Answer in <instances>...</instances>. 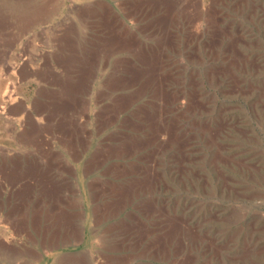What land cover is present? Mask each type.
Returning a JSON list of instances; mask_svg holds the SVG:
<instances>
[{
    "label": "rangeland",
    "instance_id": "1",
    "mask_svg": "<svg viewBox=\"0 0 264 264\" xmlns=\"http://www.w3.org/2000/svg\"><path fill=\"white\" fill-rule=\"evenodd\" d=\"M162 1L159 5L161 11L159 7L155 11L153 8L159 4L156 0H0V94L13 92L33 113L38 98L49 90L45 91L48 84H44L45 88L40 86L36 73L28 72L30 69L35 72L44 70L52 84L58 81V70L65 68L70 73L83 65L92 70L89 101L85 105L89 113V117H85V125L90 128V138L93 142H102L106 134H109L107 138L131 137L139 156L135 163L139 176L132 183L131 206L112 216L99 215V223L93 222L97 227L94 235L90 229H83L82 234L101 239L123 236L137 239V258L125 264H175L174 257L165 254V234L170 215L185 217L206 238L217 244L222 242V253L212 258L211 264H264V0ZM202 3L206 5L207 14L195 12ZM171 4H174V9L167 14V5L170 7ZM171 14L173 20L168 25ZM168 26L170 38L160 39L164 35L161 29L166 30ZM222 35L224 42L229 43V50L234 52L231 57L236 63L233 65L227 64L223 55L221 58L213 57L204 51L203 41ZM140 41L146 43L145 49L138 48L137 42ZM113 42L119 45L106 56L103 46ZM163 52L170 55L168 60L174 70L165 67L166 54ZM20 57H24L25 61H21ZM20 61L24 63L21 64L23 67L12 68ZM34 63H38L39 67ZM218 66L227 70L228 80L212 79L211 71ZM119 67H122L119 76L128 74V78L125 82L122 77L124 83L119 79L123 85L117 87L120 88L117 92L122 101L118 97L111 101L105 77L111 72L114 74ZM162 73L165 77L168 75L165 80ZM67 77L70 75L66 73ZM72 79L73 76L63 82L56 97L62 96L63 100L65 96L70 98L67 88ZM159 83L162 85L158 86ZM142 85L147 89L136 96L135 92ZM52 89L55 91V86ZM167 89L175 103L173 113L183 114L184 124L194 126L188 133L193 137L187 152L192 158L188 163L189 172H192L188 173L190 176L184 185L168 175L171 162L181 159L168 155L164 143H160L166 138L165 120L159 121V105L155 106L158 96L167 98ZM128 97L133 100L130 105L125 103ZM189 97L191 103L197 100L201 103L198 111L190 110L188 104L185 106ZM46 99H55V95ZM16 104H7L4 114L0 112V143L19 140L16 131L23 128V122L17 119L19 114L13 108ZM119 104L122 108L116 112L114 122L103 123V127V114ZM203 123L220 125L217 142L225 146L223 149L221 145L223 155L232 159L230 157V160L214 166L212 142L206 144L202 135L194 129ZM220 175L226 177L225 185ZM91 217H87L89 222ZM111 221L130 224L133 230L103 229ZM19 241L15 233H11L9 228L5 230L0 222V264H54L26 260ZM257 247L263 250L252 253V258L241 256L245 250ZM102 248L99 246V249ZM239 254L242 259L235 260L234 256L239 257ZM201 258L196 259L198 264H205Z\"/></svg>",
    "mask_w": 264,
    "mask_h": 264
},
{
    "label": "crops",
    "instance_id": "2",
    "mask_svg": "<svg viewBox=\"0 0 264 264\" xmlns=\"http://www.w3.org/2000/svg\"><path fill=\"white\" fill-rule=\"evenodd\" d=\"M121 68L119 67L118 71L114 69L116 76L111 72L106 77L111 101L114 98L117 99V87L123 85L119 79L121 81L126 79L125 82H127L128 74L119 76ZM73 71L69 73V70L65 68L58 70V81L48 84L45 91H49L42 93L38 99H46L61 92L63 82L75 76L72 79L74 82L80 81L83 85L85 84L83 102L78 99L73 100L71 96L68 99L63 97L65 100H62L61 96L58 101L65 104L61 108L55 105L53 113L44 111L38 114L33 110L34 117H42L40 124L42 133L45 132L41 133L36 143L20 141L18 133L22 132L23 128L16 131L19 140L0 143V180L2 179L0 222L3 223L5 230L9 228L10 232H14L20 240L26 260L50 261L54 264H115L118 261L124 264L131 263L134 258H137V239L131 236L105 239L95 237L93 232L97 227L93 225V222L99 223L97 220L99 215L111 214L112 216L125 207L131 206L130 190L132 182L139 176L135 167L139 156L130 137L129 139L126 136L107 138L109 134H106L102 142L91 140L90 128L87 124L85 126V117L88 118L89 113L84 106L89 101L92 70L83 65L79 70ZM66 73L70 77L65 78ZM53 86L55 91L52 89ZM57 97L55 96V100ZM81 103H83L82 106ZM81 107L82 110H80ZM108 112L101 117L105 120V125L110 124L116 116V112L112 109ZM17 119L25 121V113L20 112ZM105 125L102 124V126ZM27 180L31 182L28 186L25 185ZM88 215H92V224L88 220L90 218H87ZM88 223L90 224L87 225ZM106 225L103 229L107 231L123 232L132 228L130 224L114 221ZM83 229L92 230L93 235L87 236L85 233L83 236ZM99 246L104 248L99 249Z\"/></svg>",
    "mask_w": 264,
    "mask_h": 264
},
{
    "label": "bare ground",
    "instance_id": "3",
    "mask_svg": "<svg viewBox=\"0 0 264 264\" xmlns=\"http://www.w3.org/2000/svg\"><path fill=\"white\" fill-rule=\"evenodd\" d=\"M136 1V0H135ZM138 1V0H137ZM143 1V0H142ZM152 1V0H151ZM156 1H158V3L159 4H157V7H155V8H153L155 11H157V9H158V7H159V11H161V6H159L160 4H162V0H156ZM162 1V2H161ZM198 1H200V0H198ZM197 1V2H198ZM128 2H130V1H128ZM171 2V1H170ZM201 2V1H200ZM200 2H198V4L200 3ZM136 3V2H135ZM140 3V2H139ZM148 3V2H147ZM141 4V3H140ZM25 5V4H24ZM101 5V4H100ZM103 5V4H102ZM136 5V4H135ZM139 5V4H138ZM148 5V4H147ZM152 5V4H151ZM150 5V6H151ZM155 5V4H154ZM166 5V4H165ZM143 6V5H142ZM138 7V6H137ZM141 7V6H140ZM151 8V7H150ZM170 8V9H169ZM90 9H92V8H90ZM174 9V4H171L170 5V7H169V5H167V14H169L172 10ZM85 11H86V9H85ZM95 11V10H94ZM109 11V10H108ZM132 11V10H131ZM165 11V10H164ZM196 11H198V13L199 14H204V13H206L207 14V8H206V5L205 4H201V5H199V7H198V10H195V12ZM142 12V11H141ZM154 12V11H153ZM80 13V12H79ZM107 13V12H106ZM197 13V12H196ZM211 13V12H210ZM212 14V13H211ZM146 15H148V14H146ZM169 16V15H168ZM200 16V15H199ZM25 17V16H24ZM85 17V16H84ZM116 17V16H115ZM210 19H212V17H210ZM172 20H173V15L171 14V16H170V18H169V22H168V25H171V22H172ZM160 25V24H159ZM156 26V25H155ZM144 28V27H143ZM167 28V27H166ZM170 28H169V26H168V28L165 30L164 28H163V30L161 29V33L162 34H164V35H162V38H160V39H165L166 38V40L168 39V38H170L169 36H170V34H171V31L169 30ZM154 30V29H153ZM159 34V33H158ZM197 35H198V33H196ZM130 35V34H129ZM134 36V35H133ZM159 36V35H158ZM168 36V37H167ZM178 37V36H177ZM176 37V38H177ZM62 38V37H61ZM118 38V37H117ZM196 38H197V36H196ZM65 39H66V37H65ZM135 39V38H134ZM137 39V38H136ZM64 40V39H63ZM58 41H60L59 39H58ZM103 41V40H102ZM118 41H120V40H118ZM157 41V40H156ZM161 42V41H160ZM160 42H157V43H160ZM100 43H102V42H100ZM138 43V48H140V50L141 49H145L146 48V43H144L143 41L141 42H137ZM118 42H113V43H108V44H104V46H103V51H104V53H105V55L106 56H109L111 53H113V51H115V49L118 47ZM168 45V44H167ZM201 45V44H200ZM203 45H204V51L207 53V54H209L210 56H213V57H218V58H221V56L223 55L224 57H223V59L225 60V62L227 63V64H229V65H233V64H235L236 63V60H235V58H232L231 57V55H233L232 54V49H230L229 50V43L228 42H224V37H223V35L222 36H220V37H213V38H207V40L206 41H203ZM153 47V46H152ZM233 47V46H232ZM94 48V47H93ZM102 48V47H101ZM82 49V48H81ZM148 49V48H147ZM94 50V49H93ZM149 50V49H148ZM151 51H152V48L150 49ZM162 50H164V49H162ZM201 50H203V49H201ZM42 53H43V55L45 54V52L44 51H41ZM90 52H91V50H90ZM141 53V52H140ZM164 53V52H163ZM169 53V52H168ZM234 53V52H233ZM23 54V53H22ZM72 54V53H71ZM139 54V53H138ZM153 54V53H152ZM164 54H166V53H164ZM24 55V54H23ZM145 55V54H144ZM157 55V54H156ZM163 55V54H162ZM71 56V55H70ZM146 56V55H145ZM144 56V57H145ZM147 56H148V54H147ZM170 55L169 54H166V59H165V67H170L171 68V70H174V68L172 67V65H171V63H170V61L168 60V57H169ZM26 57V56H25ZM30 57H31V55H30ZM244 57H246V56H244ZM29 58V57H28ZM32 58H34V57H32ZM104 58H105V56H104ZM136 58H138V57H136ZM146 58V57H145ZM144 58V59H145ZM149 58V57H148ZM157 58V57H156ZM20 59H21V61L22 60H24L25 61V58L24 57H20ZM31 59V58H30ZM76 59V58H75ZM84 59V58H83ZM161 59V58H160ZM247 59V58H246ZM17 60V59H16ZM28 60V59H27ZM106 60V59H105ZM140 60V59H139ZM159 60V59H158ZM19 62V63H16V64H14L13 65V67L12 68H18V67H20V66H22L23 67V65H21V64H24V63H22V62ZM30 61V60H29ZM95 61V60H94ZM141 61V60H140ZM156 61H157V59H156ZM161 61H163L162 59H161ZM160 61V62H161ZM238 61V60H237ZM248 61H249V59H248ZM96 62V61H95ZM30 63V62H29ZM28 63V64H29ZM38 63H40V62H38ZM37 63V64H38ZM225 63V64H226ZM13 64V63H12ZM33 64V63H32ZM35 64V63H34ZM37 64H35V65H37ZM136 64V63H135ZM155 64H157V63H155ZM154 64V65H155ZM25 65H26V63H25ZM24 65V66H25ZM30 65V64H29ZM34 65V66H35ZM46 65V64H45ZM119 65V64H118ZM153 65V66H154ZM161 65V64H160ZM38 66V65H37ZM140 66V65H139ZM155 66H157V65H155ZM225 66V65H224ZM29 67V66H28ZM39 67V66H38ZM47 67V66H46ZM50 67H51V64H50ZM80 67V66H79ZM78 67V68H79ZM141 67V66H140ZM159 67H161V66H159ZM158 67V69H160ZM37 68V67H36ZM52 68V67H51ZM228 68H230L229 66H228ZM15 69V70H16ZM69 69V68H68ZM137 69V68H136ZM139 69V68H138ZM142 69V68H141ZM147 69V68H146ZM52 70V69H51ZM144 70V69H143ZM32 72L33 74L34 73H36V78H39V83H40V86H42V87H44L45 88V86L47 85V84H52V81L50 80V78L42 71V69H39L38 71H34V70H29L28 72ZM146 71H148V70H146ZM209 71V70H208ZM229 71V70H228ZM43 72V73H42ZM92 72V71H91ZM124 72V71H123ZM141 72V71H140ZM151 72V71H150ZM53 73V72H52ZM55 73H57L56 71H55ZM54 73V74H55ZM126 73V72H125ZM147 73V72H146ZM156 73V72H155ZM161 73V72H160ZM160 73H158L159 74V77H161L160 76ZM211 75H212V79L214 80V81H221L222 79L225 81L227 78H228V72H227V70L225 69V68H223V67H217V68H214L212 71H211ZM58 74V73H57ZM68 74V73H67ZM120 74V73H119ZM138 73H136V75H137ZM163 74V77H164V80H165V78H167L168 77V75L165 77L164 76V73H162ZM170 74V73H169ZM179 74V73H178ZM230 74V73H229ZM234 74V73H233ZM28 75V74H27ZM83 75H84V73H83ZM133 75H135V74H133ZM171 75V74H170ZM67 76H69V75H67ZM88 76V75H87ZM122 76V75H121ZM137 76H139V75H137ZM154 76V75H153ZM74 77V76H73ZM107 77V76H106ZM105 77V78H106ZM157 77V76H156ZM177 77V76H176ZM82 78V77H81ZM146 78V77H145ZM148 78V77H147ZM151 78H153L152 77V75H151ZM158 78V77H157ZM173 78H175V76L174 77H172V79ZM178 78V77H177ZM130 79V78H129ZM136 79V78H135ZM138 80V79H137ZM144 80V79H143ZM228 80V79H227ZM145 82V84L148 86V82H146V80H144ZM159 81H161V79L159 80ZM143 82V81H142ZM158 82V81H157ZM179 82V81H178ZM229 82V81H228ZM231 82V81H230ZM67 83V82H66ZM121 83V82H120ZM123 83H124V81H123ZM131 83V82H130ZM141 83V82H140ZM44 84H46V85H44ZM71 85H68V86H70V87H68L67 88V91L70 93L68 96H76V98H74L73 100H76V99H78V100H80V101H82L83 102V94L85 93V84L83 85L80 81H78V82H74V80L72 81V83H70ZM110 84V83H109ZM132 84V83H131ZM150 84V83H149ZM236 85H237V83H235ZM63 85V84H62ZM127 85V84H126ZM134 85V84H133ZM160 85V83L158 84V86ZM162 85V84H161ZM160 85V86H161ZM110 86V85H109ZM143 86V85H142ZM142 86H140L139 88H138V90L135 92L136 93V96H139V95H141V93L142 92H144V90H146L147 88H146V86H145V88H144V86H143V88H141ZM235 86V85H234ZM63 87V86H62ZM157 87V86H156ZM169 87V86H168ZM107 88H108V86H107ZM237 88V87H236ZM262 88V87H261ZM11 89V88H10ZM66 89V88H65ZM136 89V88H135ZM155 89V88H154ZM163 89H162V87H161V90L160 91H162ZM174 90V89H173ZM227 90H230V89H227ZM64 91V90H63ZM155 91H157V90H155ZM167 92H168V94H167V98H165V97H162L161 95V97H159L158 96V103H157V105L155 106V107H157L158 105V115H159V117H160V119L161 120H159V121H163L164 122V120H165V135H166V138H164L165 140L163 141H160V143H164V145H165V147H166V152H167V154L169 155L170 154V156L171 157H179L180 159H181V161H172L171 162V164H170V166H169V172H168V175H169V178H173V180H179L180 181V183L182 184V185H184V184H186L185 182L187 181V179H189V174L192 172V170H190V172H189V168H188V163L189 162H191V160H192V158H189L188 157V146H189V142H190V140L192 139V137L190 136V135H188V133H189V131L190 130H192L193 129V127L194 126H192V125H190V126H188V124L186 123V124H184V121H183V114H175V113H173V111H172V106H173V104H175V103H173L174 102V100H173V98H171L170 97V94H172V93H170L169 94V89H167L166 90ZM176 91V90H175ZM5 92V91H4ZM166 92V93H167ZM177 92V91H176ZM9 93V92H8ZM63 93V92H62ZM65 93V92H64ZM162 93V92H161ZM175 93V92H174ZM183 93V92H182ZM57 94V93H56ZM60 94V93H59ZM66 95H67V93H65ZM64 94V95H65ZM131 94H133V93H131ZM158 94H159V92H158ZM190 94V93H189ZM17 95V94H16ZM63 95V96H64ZM56 96V95H55ZM122 96V95H121ZM136 96H133V98L134 97H136ZM172 96V95H171ZM59 97H61V96H59ZM65 97H67V96H65ZM120 97V96H119ZM118 97V98H119ZM174 97V96H173ZM187 98V97H186ZM58 99V98H57ZM56 99V100H57ZM115 99V98H114ZM120 99V98H119ZM122 99V98H121ZM120 99V100H121ZM125 99V98H124ZM55 99H50V100H39V101H37L36 103H35V108H34V110L38 113V114H42V113H44V111H46V112H49V113H53L54 112V110H55V105H58V107L60 106V108L62 107V105H64L65 103H63L62 101H61V103H59V101L57 100L56 101ZM63 100V99H62ZM135 100V99H134ZM182 100V99H181ZM193 100H194V98H193ZM33 101H35V100H33ZM103 101V100H102ZM122 101V100H121ZM131 101H133L130 97H128L127 99H126V104H129V102H131ZM192 102V100H191V98L189 97V99L186 101V103H185V106L188 104V106H189V109L191 110H193V111H198L200 108H201V103L200 102H198V100H197V102H193V103H191ZM196 101V100H195ZM12 102H16L17 104H16V106H14L13 108L14 109H17L15 112H18L17 114H19L20 112L22 113V112H24L25 113V115H26V120L24 121H21V122H23V130H22V132H20V133H18V134H20L19 135V138H20V141H22V142H35V141H37V138L41 135V133H42V131H43V129H42V125L40 124V122H42V117L40 116V117H34L33 116V114H32V112H30L29 111V108H28V106L24 103V101H20L19 100V98H18V96H14L13 95V92H11V93H9V94H4V95H1L0 94V112L1 113H3V112H5V110H6V108H7V104H10V103H12ZM79 102V101H78ZM85 102H86V99H85ZM97 102V101H96ZM119 102V101H118ZM73 103V102H72ZM75 103V102H74ZM77 103V102H76ZM98 103V102H97ZM121 103V102H120ZM108 104V103H107ZM67 105V104H66ZM83 105V103H81V106ZM85 105V104H84ZM130 105V104H129ZM181 105V104H180ZM178 106V105H177ZM8 107H9V105H8ZM85 107V106H84ZM125 107V106H124ZM142 107V106H141ZM146 107V106H145ZM82 108V107H81ZM122 108V105H116L115 107H113L112 108V111L114 110L115 112H117L119 109H121ZM185 108V107H184ZM65 109H67V108H65ZM107 109V108H106ZM127 109V108H126ZM157 109V108H156ZM174 109V108H173ZM20 110V111H19ZM103 110V109H102ZM140 110H142V109H140ZM180 110V109H179ZM188 110V109H187ZM9 111V110H8ZM63 111H64V109H63ZM121 111V110H120ZM167 111L168 112H170V113H172V114H169L168 113V115H167ZM10 112V111H9ZM14 112V110H13V113H15ZM71 112V111H70ZM102 112V111H101ZM109 112H111V111H109ZM108 112V113H109ZM140 112V111H139ZM143 112V111H142ZM153 112V111H152ZM193 113V112H192ZM4 114V113H3ZM3 114H1V115H3ZM57 114V113H56ZM108 115V114H107ZM118 115V114H117ZM143 115H145V117H146V114H143ZM149 115V114H148ZM6 116V115H5ZM17 116V115H16ZM44 116V115H43ZM109 116V115H108ZM67 117V116H66ZM139 117V116H138ZM45 118V117H44ZM59 118V117H58ZM126 118V117H125ZM149 118V117H148ZM157 118V117H156ZM25 119V118H24ZM34 119V120H33ZM38 119V120H37ZM73 119V118H72ZM122 119V118H121ZM21 120V119H20ZM71 120V119H70ZM140 120H141V117H140ZM35 121L37 122V123H35ZM61 121V120H60ZM102 121V120H101ZM148 121V120H147ZM193 121V120H192ZM114 122V121H113ZM152 122H155V121H152ZM197 122V121H196ZM44 123V122H43ZM52 123H53V120H52ZM104 123V122H103ZM102 123V124H103ZM162 123V122H161ZM12 124V123H11ZM20 124V123H19ZM22 124V123H21ZM35 124V125H34ZM105 124V123H104ZM103 124V125H104ZM160 124V123H159ZM192 124V123H191ZM195 124V123H194ZM13 126H15V123L13 122V124H12ZM196 125V124H195ZM217 124H208V123H203V124H200L199 126H196V128H194V129H196V130H198V134L200 133V135H202V138H203V140L205 141V143L206 144H208V143H210L211 144V142H212V145H211V147L212 148H214L215 150H214V154H213V157H212V161H213V163H214V166L215 167H217L216 166V163H218V162H221V161H228V160H230V157L231 156H229V155H223L224 154V152H221V145L223 146V149L225 148V146H224V144L223 143H220V142H217V134H218V131H220L221 130V128H220V125L219 126H216ZM36 126V127H35ZM56 126V125H55ZM63 126V125H62ZM61 126V127H62ZM73 126V125H72ZM81 126V125H80ZM86 126V125H85ZM159 126V125H158ZM160 126H162V125H160ZM71 127V126H70ZM104 127V126H103ZM153 127V126H152ZM155 127H157V126H155ZM21 128V127H20ZM44 128V127H43ZM66 128V127H65ZM161 128V127H160ZM163 128V127H162ZM14 129H15V127H14ZM22 129V128H21ZM52 129V128H51ZM72 129V128H71ZM86 129V128H85ZM48 131V130H47ZM46 131V132H47ZM64 131V130H63ZM62 131V132H63ZM67 131V130H66ZM74 131V130H73ZM58 132V131H57ZM60 132V131H59ZM75 132V131H74ZM162 132H164L163 130H162ZM224 132V131H223ZM45 133V132H44ZM44 133H42V134H44ZM56 133V132H55ZM76 133H78V132H76ZM155 133V132H154ZM195 133V132H194ZM48 134V133H47ZM47 134H45V135H47ZM152 134V133H151ZM56 135V134H55ZM59 135H61V134H59ZM58 135V136H59ZM70 135V134H69ZM81 135V134H80ZM156 135V134H155ZM43 136V135H42ZM72 136V135H71ZM74 136V135H73ZM137 136V135H136ZM47 137H49V136H47ZM51 137V136H50ZM61 137V136H60ZM111 137V136H110ZM35 138V139H34ZM131 138V137H130ZM151 138H153V137H151ZM156 138V137H155ZM64 139V138H63ZM86 139V138H85ZM141 139V138H140ZM157 139V138H156ZM40 140V139H39ZM68 140V139H67ZM70 140V139H69ZM116 140V139H115ZM128 140V139H127ZM142 140V139H141ZM147 140V139H146ZM160 140V139H159ZM47 141V140H46ZM51 141V140H50ZM59 141V140H58ZM132 141V140H131ZM44 142V141H43ZM152 142V141H151ZM36 143V142H35ZM47 143V142H46ZM58 143V142H57ZM136 144H137V142H135ZM28 144H30V143H28ZM32 144V143H31ZM134 144V143H133ZM139 144V143H138ZM137 144V145H138ZM191 144V143H190ZM86 145V144H85ZM145 145V144H144ZM149 145V144H148ZM139 146V145H138ZM131 147V146H130ZM103 148H105V147H103ZM111 149V148H110ZM191 149V148H190ZM104 151V150H103ZM108 152V151H107ZM3 153V152H2ZM33 153V152H32ZM127 153V152H126ZM135 153V152H134ZM14 154V153H13ZM41 154V153H40ZM121 154V153H120ZM232 154V153H231ZM104 155V154H103ZM192 155V154H191ZM26 157V156H25ZM117 157H118V155H117ZM124 157V156H123ZM129 157V156H128ZM28 158V157H27ZM34 158V157H33ZM102 158V157H101ZM103 159V158H102ZM231 159H232V157H231ZM236 161V160H235ZM234 161V162H235ZM14 162V161H13ZM26 162V161H25ZM168 162H170V161H168ZM211 162V161H210ZM20 163V162H19ZM130 163V162H129ZM212 163V162H211ZM241 164H242V162H240ZM9 164V163H8ZM21 164V163H20ZM35 164V163H34ZM225 164V163H224ZM5 165V164H4ZM33 165V164H32ZM19 166V165H18ZM17 166V167H18ZM29 166V165H28ZM6 167H8V166H6ZM37 167V166H36ZM35 167V168H36ZM49 167V166H48ZM4 168V167H3ZM14 168V167H13ZM21 168V167H20ZM25 168V167H24ZM29 168V167H28ZM34 168V167H33ZM32 168V170H34ZM191 169V168H190ZM42 170V169H41ZM50 170V169H49ZM48 170V171H49ZM12 171V170H11ZM26 171V170H25ZM16 172V171H15ZM38 172V171H37ZM125 172V171H124ZM219 172V171H218ZM217 172V173H218ZM8 173V172H7ZM21 173V172H20ZM23 173V172H22ZM32 173V172H31ZM42 173V172H41ZM40 173V174H41ZM135 173V172H134ZM189 173V174H188ZM5 174V173H4ZM1 175V174H0ZM16 175V174H15ZM19 175V174H18ZM37 175V174H36ZM52 175V174H51ZM50 175V176H51ZM124 175V174H123ZM52 176H54V175H52ZM4 177V176H3ZM18 177V176H17ZM34 177H36V176H34ZM44 177V176H43ZM220 178H222V181L221 182H223L224 183V185H225V182L227 181V179H226V177H224V176H222V175H220L219 176ZM8 178V177H7ZM11 178V177H10ZM20 178V177H19ZM19 178H17V179H19ZM52 178V177H51ZM131 178V177H130ZM129 178V179H130ZM207 178V177H206ZM228 178V177H227ZM41 179H42V177H41ZM2 180V179H1ZM0 180V182H2ZM15 180V179H14ZM13 180V181H14ZM36 180V179H35ZM43 180H45V179H43ZM54 180V179H53ZM126 180V179H125ZM133 180V179H132ZM140 180H141V178H140ZM146 180V179H145ZM144 180V181H145ZM210 180V179H209ZM190 181V180H189ZM206 181V180H205ZM31 182H30V180H27V182L25 183V185L26 186H28L29 184H30ZM42 183V182H41ZM129 183V182H128ZM133 183V182H132ZM207 183V182H206ZM211 183V182H210ZM40 184V183H39ZM212 184V183H211ZM210 184V185H211ZM41 185V184H40ZM121 185V184H120ZM129 185V184H128ZM143 185V184H142ZM141 185V186H142ZM172 185V184H171ZM39 186V185H38ZM126 186V185H125ZM125 186H123V187H125ZM228 186V185H227ZM230 186V185H229ZM24 187V186H23ZM41 187H42V185H41ZM136 187H138V186H136ZM212 187V186H211ZM235 187V186H234ZM106 188V187H105ZM121 188V187H120ZM10 189V188H9ZM8 189V190H9ZM104 189V188H103ZM107 189V188H106ZM105 189V190H106ZM128 189V188H127ZM137 189V188H136ZM102 190V189H101ZM116 190V189H115ZM120 190V189H119ZM129 190V189H128ZM234 190V189H233ZM138 191V190H137ZM223 191V190H222ZM8 192H10V191H8ZM17 192V191H16ZM24 192V191H23ZM34 192V191H33ZM43 192V191H42ZM124 192V191H123ZM130 192H131V190H130ZM25 193V192H24ZM30 193V192H29ZM48 193V192H47ZM115 193V192H114ZM138 193V192H137ZM223 194V193H222ZM30 195V194H29ZM32 195V194H31ZM33 196V195H32ZM36 196V195H35ZM38 196H40V195H38ZM125 196V195H124ZM130 196V195H129ZM31 197V196H30ZM49 197V196H48ZM24 198V197H23ZM27 198V197H26ZM36 198H37V196H36ZM56 198V197H55ZM122 198V197H121ZM25 199V198H24ZM31 199V198H30ZM39 200V199H38ZM42 200V199H41ZM110 201V200H109ZM173 201V200H172ZM35 202H37V200L35 201ZM113 202V201H112ZM41 203H44V202H41ZM40 203V204H41ZM106 203V202H105ZM104 204V203H103ZM45 205V204H44ZM105 205V204H104ZM107 205V204H106ZM112 205V204H111ZM123 205V204H122ZM170 205V204H169ZM108 206V205H107ZM119 206V205H118ZM146 206V205H145ZM138 207V206H137ZM203 207V206H202ZM15 208V207H14ZM98 208V207H97ZM107 208V207H106ZM114 208H115V206H114ZM216 208V207H215ZM12 209H13V207H12ZM198 209H200V208H198ZM14 210V209H13ZM113 210V209H112ZM193 210V209H192ZM202 210V209H201ZM203 210H205V209H203ZM115 211V210H114ZM117 211V210H116ZM13 212V211H12ZM196 212V211H195ZM11 213V212H10ZM194 213V212H193ZM203 213V212H202ZM9 214V213H8ZM35 214V213H34ZM195 214V213H194ZM10 215V214H9ZM12 216H13V214H11ZM98 215V214H97ZM205 215H207V214H205ZM204 215V216H205ZM211 215V214H210ZM11 216V217H12ZM23 216V215H22ZM198 216V215H197ZM203 216V217H204ZM255 216V215H254ZM227 217V216H226ZM231 217V216H230ZM229 217V218H230ZM258 217V216H257ZM10 218V217H9ZM169 218V223H168V226H167V230H166V234H165V242H166V249H165V254L166 255H168V257H174V263L175 264H198V262H197V258L199 257V258H201V257H204V259L203 258H201V259H203V261H202V263H205V264H211V259L212 258H214V257H217L218 256V254L219 253H222V248L224 247V245L222 244V242L220 243H215V241H211L209 238H206L205 236H204V234L199 230V229H197L196 227H192L191 226V224H189L188 223V220L185 218V217H183V216H176V215H174V216H169L168 217ZM209 218V217H208ZM254 218V217H253ZM220 219H222V218H220ZM252 219V218H251ZM248 220V219H247ZM254 220H255V218H254ZM7 221H8V219H7ZM201 221V220H200ZM225 221H228V220H226L225 219ZM249 221V220H248ZM257 221V220H256ZM246 222V221H245ZM257 223V222H256ZM248 224V223H247ZM14 225V224H13ZM243 225V224H242ZM12 227V226H11ZM132 227V226H131ZM243 228V227H242ZM244 229V228H243ZM131 230H133L132 228H131ZM251 230V229H250ZM250 230H249V232H250ZM260 231V230H259ZM258 234V233H257ZM261 234V233H260ZM142 235V234H141ZM249 235V234H248ZM245 236V239H246V235H244ZM243 236V237H244ZM251 236V235H250ZM216 237V236H215ZM231 236H229V238H230ZM262 237V236H261ZM236 238H237V236H236ZM239 238V237H238ZM247 238H249V237H247ZM258 238V237H257ZM157 239V238H156ZM226 239H227V237H226ZM244 239V238H243ZM253 239V238H252ZM251 239V240H252ZM215 240V239H214ZM247 240V239H246ZM254 240V239H253ZM163 241V240H162ZM242 241V240H241ZM154 242V241H153ZM227 242V241H226ZM249 242V241H248ZM256 242H257V240H256ZM256 242H253L254 244L256 243ZM235 243V242H234ZM233 243V244H234ZM237 243V242H236ZM251 243V242H250ZM159 244V243H158ZM164 244V243H163ZM252 244V243H251ZM253 244V245H254ZM263 244V243H262ZM228 245V244H227ZM247 245V244H246ZM153 246V245H152ZM235 246V245H234ZM247 246H249V245H247ZM252 246V245H251ZM251 248V247H250ZM262 248H264L263 246H262ZM263 250V249H261V248H252V249H248V250H245L244 252H243V250H244V248H243V250H242V252L240 251V253H242V257L243 258H252L251 257V255H252V253H255V252H257L258 250ZM259 250V251H260ZM224 252V251H223ZM208 253H210L209 254V256H206ZM233 255H235V254H233ZM237 256H239V257H235L234 256V258H235V260H238V259H242V258H240V254L239 255H237ZM261 257V256H260ZM254 258V257H253ZM244 260V259H243ZM251 260V259H250ZM261 260V259H260ZM238 262V261H237ZM201 263V262H200ZM261 263V262H260ZM242 264V263H241ZM243 264H244V262H243ZM254 264V263H253Z\"/></svg>",
    "mask_w": 264,
    "mask_h": 264
}]
</instances>
